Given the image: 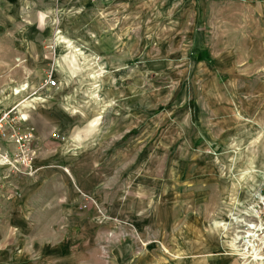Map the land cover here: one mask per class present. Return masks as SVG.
Here are the masks:
<instances>
[{"label": "rangeland", "instance_id": "rangeland-1", "mask_svg": "<svg viewBox=\"0 0 264 264\" xmlns=\"http://www.w3.org/2000/svg\"><path fill=\"white\" fill-rule=\"evenodd\" d=\"M6 93L37 142L31 174L0 167V264L244 263L264 0H0Z\"/></svg>", "mask_w": 264, "mask_h": 264}, {"label": "built area", "instance_id": "built-area-1", "mask_svg": "<svg viewBox=\"0 0 264 264\" xmlns=\"http://www.w3.org/2000/svg\"><path fill=\"white\" fill-rule=\"evenodd\" d=\"M57 82L52 75H48L45 80V87H54ZM26 119L18 116V106L10 109H0V142L6 145L13 143L15 150L4 148L0 145V167L19 166L24 173L31 174L33 161L36 157L34 144L37 142L36 131L32 127H23ZM53 138L57 134H52ZM264 197V196H263ZM254 207V206H253ZM253 207L247 211L246 215L254 217L253 224H246L244 230L239 231L236 244L241 252L248 255L249 259L264 257V210L258 211Z\"/></svg>", "mask_w": 264, "mask_h": 264}, {"label": "crops", "instance_id": "crops-1", "mask_svg": "<svg viewBox=\"0 0 264 264\" xmlns=\"http://www.w3.org/2000/svg\"><path fill=\"white\" fill-rule=\"evenodd\" d=\"M15 92H17V91H15ZM13 93H14V91H13ZM12 95H11V93H6V94H4L3 96H1L2 98H5V99H7V100H9V98L11 97ZM1 99V98H0ZM36 100H33V102H35ZM33 102H29V101H20V105L22 106V107H27V105L28 106H32L33 105ZM4 109V108H3ZM44 140H43V142H44V146H45V148H47V147H51V146H54L55 145V142L54 141H51V140H49V138L48 137H46V138H43ZM48 139V140H47ZM38 165L40 166V168H47V167H57V166H55V165H52L51 164V161H49V160H45V161H43V162H40V160L38 161ZM216 227H218L219 228V226H218V224H216ZM58 251H60L61 252V256H63V253H67V251H68V248L67 247H64V248H61L60 250H58ZM57 251H55V252H50L51 254H54V253H56Z\"/></svg>", "mask_w": 264, "mask_h": 264}, {"label": "bare ground", "instance_id": "bare-ground-1", "mask_svg": "<svg viewBox=\"0 0 264 264\" xmlns=\"http://www.w3.org/2000/svg\"><path fill=\"white\" fill-rule=\"evenodd\" d=\"M24 100L25 101H29L27 98H24ZM34 100H36V99H34ZM8 100L7 99H5V98H2L1 97V99H0V109H2V108H5V106H6V104L8 103L7 102ZM23 101V100H22ZM29 102H33V99L31 100V101H29ZM36 103V101L35 102H33V104H35ZM260 200H261V202L264 204V197L263 196H260ZM232 245H235L236 243H234V241L231 243ZM236 247V246H235ZM238 249V248H237ZM242 254H243V257H244V259H245V261H244V263L243 264H248L247 262H254V263H256V264H264V257H262L261 259H257V258H254V259H249L248 258V255H246V254H244L243 252H242ZM239 255V254H238Z\"/></svg>", "mask_w": 264, "mask_h": 264}]
</instances>
